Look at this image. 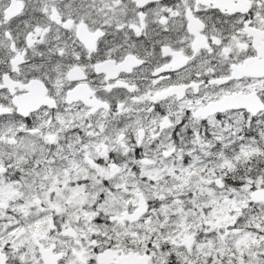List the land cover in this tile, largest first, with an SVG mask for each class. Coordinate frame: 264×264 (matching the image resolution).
I'll list each match as a JSON object with an SVG mask.
<instances>
[{
    "label": "snow or ice",
    "instance_id": "snow-or-ice-1",
    "mask_svg": "<svg viewBox=\"0 0 264 264\" xmlns=\"http://www.w3.org/2000/svg\"><path fill=\"white\" fill-rule=\"evenodd\" d=\"M0 264H264V0H0Z\"/></svg>",
    "mask_w": 264,
    "mask_h": 264
}]
</instances>
